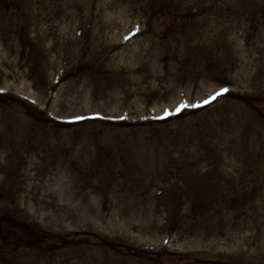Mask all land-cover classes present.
Returning <instances> with one entry per match:
<instances>
[{
    "label": "rangeland",
    "instance_id": "rangeland-1",
    "mask_svg": "<svg viewBox=\"0 0 264 264\" xmlns=\"http://www.w3.org/2000/svg\"><path fill=\"white\" fill-rule=\"evenodd\" d=\"M0 264H264V0H0Z\"/></svg>",
    "mask_w": 264,
    "mask_h": 264
},
{
    "label": "snow or ice",
    "instance_id": "snow-or-ice-1",
    "mask_svg": "<svg viewBox=\"0 0 264 264\" xmlns=\"http://www.w3.org/2000/svg\"><path fill=\"white\" fill-rule=\"evenodd\" d=\"M226 91V90H225Z\"/></svg>",
    "mask_w": 264,
    "mask_h": 264
}]
</instances>
